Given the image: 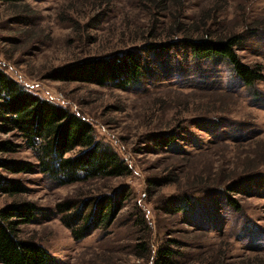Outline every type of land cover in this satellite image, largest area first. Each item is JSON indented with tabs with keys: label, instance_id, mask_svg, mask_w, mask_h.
<instances>
[{
	"label": "rangeland",
	"instance_id": "obj_1",
	"mask_svg": "<svg viewBox=\"0 0 264 264\" xmlns=\"http://www.w3.org/2000/svg\"><path fill=\"white\" fill-rule=\"evenodd\" d=\"M179 1L0 0V69L85 117L129 167L60 185L0 120V143L18 145L0 151V209L33 203L20 236L41 243L52 264H264V0ZM174 14L190 33H241L235 50L261 79L246 85L228 60L183 49L141 54L140 77L126 89L54 78L73 63L175 40L183 32ZM102 194L116 197L108 222L75 238L81 223L70 227L60 204ZM163 246L168 263L158 260Z\"/></svg>",
	"mask_w": 264,
	"mask_h": 264
},
{
	"label": "trees",
	"instance_id": "obj_2",
	"mask_svg": "<svg viewBox=\"0 0 264 264\" xmlns=\"http://www.w3.org/2000/svg\"><path fill=\"white\" fill-rule=\"evenodd\" d=\"M9 1L14 3L21 0ZM151 1H155L158 7L163 6L162 9H167L169 1L180 2ZM174 21L177 22L179 29L182 28L177 33L183 32V35L175 40L169 37L168 40L146 43L141 49H125L118 53L73 63L57 70L54 78L99 85L111 83L116 88L126 89L140 77L141 54H165L183 49L189 56L199 60L213 58L228 60L246 85H252L257 79H261L262 75L257 68L243 63L235 50L242 39L241 33L231 32L218 37L213 36L208 30L203 31L200 25L196 27L195 32L190 33L186 24L181 22L176 14ZM168 35L171 36L170 33ZM0 120L2 128L16 132L25 141L26 147L36 156L39 168L60 185L129 173L128 165L115 149L109 143L96 138L90 121L68 107L40 97L2 69H0ZM173 137H167V145L174 142ZM15 147L18 145L10 140L0 143L2 152L14 151ZM77 148H81L79 152L66 156ZM1 163L15 167L19 171H32L34 167L32 163L23 161L2 160ZM13 189L14 186L7 191ZM186 202L187 200L183 201ZM115 203L116 197L102 194L87 201L64 202L60 204V208L67 212L66 221L70 227L75 223H81L77 229L72 227L74 237L81 239L90 232L94 220L105 224L108 222L110 214L116 207ZM92 206L93 208L89 210ZM34 213L35 206L30 202L13 203L0 209L2 264L53 263L52 255L41 243L20 236L22 224L30 221ZM171 255V249L163 246L158 251V260L168 263Z\"/></svg>",
	"mask_w": 264,
	"mask_h": 264
}]
</instances>
